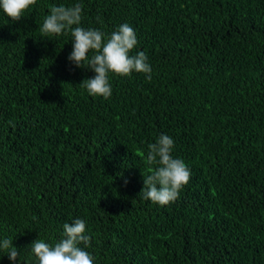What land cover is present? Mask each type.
Returning <instances> with one entry per match:
<instances>
[{
  "label": "trees",
  "instance_id": "obj_1",
  "mask_svg": "<svg viewBox=\"0 0 264 264\" xmlns=\"http://www.w3.org/2000/svg\"><path fill=\"white\" fill-rule=\"evenodd\" d=\"M77 2L84 28L133 27L150 81L110 74V98L87 93L70 34L40 32L50 6ZM161 134L191 170L166 206L140 192ZM76 218L94 264H264V0H37L15 22L0 9V239L35 264L32 241Z\"/></svg>",
  "mask_w": 264,
  "mask_h": 264
},
{
  "label": "clouds",
  "instance_id": "obj_2",
  "mask_svg": "<svg viewBox=\"0 0 264 264\" xmlns=\"http://www.w3.org/2000/svg\"><path fill=\"white\" fill-rule=\"evenodd\" d=\"M36 3L37 0H0V9L15 22L21 20L23 13ZM82 18V3L52 5L40 32L44 37L70 34L72 51L67 59L76 67L88 68L95 73L81 82L90 96L105 100L111 97L110 74L128 77L136 72L145 74L149 81L152 79V68L145 52L131 54L138 44L132 26L123 23L106 35L99 29L82 27ZM173 148V138L161 134L155 143L147 146L146 157L142 156L149 166V174L141 173L143 188L140 192L144 199L160 206L175 202L191 178V170L186 163L172 156ZM127 183L125 180V185ZM90 246L91 237L86 233V222L76 218L72 223L63 224L62 238L55 244L35 239L29 251L35 257V264H94L93 255L86 250ZM0 253L7 254L8 259L16 264L20 252L13 244V237L0 239Z\"/></svg>",
  "mask_w": 264,
  "mask_h": 264
}]
</instances>
